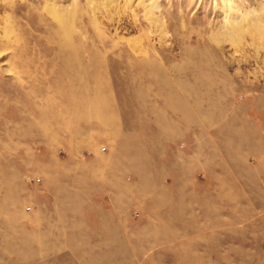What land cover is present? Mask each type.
Masks as SVG:
<instances>
[{
	"label": "rangeland",
	"instance_id": "rangeland-1",
	"mask_svg": "<svg viewBox=\"0 0 264 264\" xmlns=\"http://www.w3.org/2000/svg\"><path fill=\"white\" fill-rule=\"evenodd\" d=\"M142 1L0 0V264H264V0Z\"/></svg>",
	"mask_w": 264,
	"mask_h": 264
},
{
	"label": "bare ground",
	"instance_id": "bare-ground-1",
	"mask_svg": "<svg viewBox=\"0 0 264 264\" xmlns=\"http://www.w3.org/2000/svg\"><path fill=\"white\" fill-rule=\"evenodd\" d=\"M105 1H110V0H105ZM140 1H142V0H140ZM113 2H115V1H113ZM108 3L110 4V3H112V2H108ZM142 4H143V6L145 7L147 13H151V11L155 10L156 8H158V7H152V5L147 4V3L143 2V1H142ZM116 7H117V6H116Z\"/></svg>",
	"mask_w": 264,
	"mask_h": 264
}]
</instances>
